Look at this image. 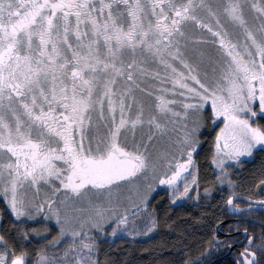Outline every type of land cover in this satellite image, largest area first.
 Listing matches in <instances>:
<instances>
[{"label": "snow or ice", "instance_id": "snow-or-ice-1", "mask_svg": "<svg viewBox=\"0 0 264 264\" xmlns=\"http://www.w3.org/2000/svg\"><path fill=\"white\" fill-rule=\"evenodd\" d=\"M248 9L264 3L0 0V198L14 217L0 221V264H102L109 236L158 227L159 186L171 206L209 198L196 156L221 118L211 163L239 208L228 162L264 153V15ZM197 40L206 47L190 57ZM148 77L157 87L141 88ZM246 238L239 264H264Z\"/></svg>", "mask_w": 264, "mask_h": 264}, {"label": "trees", "instance_id": "trees-1", "mask_svg": "<svg viewBox=\"0 0 264 264\" xmlns=\"http://www.w3.org/2000/svg\"><path fill=\"white\" fill-rule=\"evenodd\" d=\"M201 139L202 147L198 149L199 155L196 156L199 165V190L203 197V190L207 187L212 195L207 199L202 198L199 202L186 201L176 206L169 205L164 196L152 201L151 207L159 211L155 234L137 242L118 241L111 245L102 244V264L109 260L113 264H185L189 260L193 264L196 261H199V264H207L211 260L215 252V227L225 220L227 214V192L214 185L215 176L210 165L211 137L207 134ZM260 178L264 179V153L257 151L252 161L241 164L240 176L232 177L238 185L236 191L251 198L264 196L259 186ZM212 264L232 263L227 258Z\"/></svg>", "mask_w": 264, "mask_h": 264}, {"label": "rangeland", "instance_id": "rangeland-1", "mask_svg": "<svg viewBox=\"0 0 264 264\" xmlns=\"http://www.w3.org/2000/svg\"><path fill=\"white\" fill-rule=\"evenodd\" d=\"M256 3L257 5H261L262 3H264V0H248V3ZM248 16L249 18H251L252 16H258V15H264V14H260L257 13L256 9H248ZM257 24L259 23V20L255 21ZM205 38H207L208 36H210V34L205 32ZM202 47H206V45H202L198 40L197 41H193L190 43L189 48H190V57L192 54H198V51L202 48ZM218 47V45L216 46ZM213 52H215V47L212 49ZM215 59V56L213 57ZM153 68L155 69V66H153ZM161 73L163 74V70L160 69ZM202 72H207L209 77H211L213 75V68L211 65H208L207 62H205V67L202 68ZM153 87H157V85L154 84L153 80L151 77H148L147 79L144 80V82L141 84V88H148L149 90H151V88ZM157 94L158 91H157ZM136 95L138 97H141L145 100H147L149 103L152 102L151 99H149L148 95L145 93H142L140 91H137ZM170 100L175 99V97H172L171 95L168 97ZM177 111H179V109H177ZM262 122V121H261ZM264 123V121H263ZM223 126V120L221 118L220 121L217 122V126L215 127V130H213L212 126H208L204 129H202L203 135L201 136L202 138L204 136H206L207 134L211 137L212 140V152L214 151V141H215V135L216 133L219 131V127ZM171 129V125H169V130ZM146 131V129H145ZM201 143H202V139H201ZM168 144V139H167V135L164 136H160L158 139L155 140L154 142V147L150 148L149 150L154 152V153H158L159 151L163 150ZM256 151L253 152L252 156H243L240 159V163H236L235 161H229L228 163L231 165H234L233 167L229 168L230 173L232 174V177H239L240 176V166L242 163L244 162H250L253 159L254 153ZM211 162V160H210ZM212 170L214 172V176L216 177L218 175V170L215 169L214 165L212 163H210ZM151 174V172L149 171V175ZM214 177V179H215ZM189 179H191V177H189ZM213 182V180H212ZM139 185H143L144 181L143 179L140 181L136 182ZM215 183V181H214ZM215 187H217V184H214ZM218 188L220 189V187L218 186ZM225 191L227 192V190L225 189ZM159 192V194H157ZM157 194V195H156ZM42 195V193H41ZM194 195V193H193ZM156 196V197H155ZM166 197L167 202L169 205H171V201H170V197H171V191L170 189L167 188V186H159L153 193H152V201L154 200H158L160 199V197ZM159 197V198H157ZM186 201H190L192 203L196 202L195 200H180L177 201V205L183 204ZM81 207H85L87 208V204H83L80 205ZM0 221L3 222V226H7V227H11V222L14 220V217L12 216V214L10 213V211L7 209L6 203L4 201V199L0 198ZM143 215V214H142ZM28 227H33L35 225H27ZM137 229L139 230V225L137 226ZM130 230V229H129ZM109 233L111 232V229L108 230ZM55 231L52 232V235H55ZM155 234V230L151 233H148L147 235H138V236H131L128 234V232H124L122 234V238H112L111 236H109L107 242L105 243L106 245H111L114 242H118V241H126V242H137V241H141V240H146L148 238H150L152 235ZM51 237H49L50 239ZM44 241H36V240H32V244L33 246H37L38 244H43Z\"/></svg>", "mask_w": 264, "mask_h": 264}, {"label": "flooded vegetation", "instance_id": "flooded-vegetation-1", "mask_svg": "<svg viewBox=\"0 0 264 264\" xmlns=\"http://www.w3.org/2000/svg\"><path fill=\"white\" fill-rule=\"evenodd\" d=\"M261 179L263 178H260L259 181ZM157 194H159V192ZM241 196L249 199L250 201L264 203V196L261 195H257L256 198L244 195ZM235 203L239 205V208H233L239 212L238 215L233 216L229 214L226 200L227 214L225 220L221 223H227L219 227V232L216 231V228L221 223L215 227V236L213 237V249H215V252L207 264L227 258L232 264H239V254L249 244V241L246 238L247 236L253 237V247L251 248V251H255L257 253L255 259L257 261L264 260V256H262L259 249L261 240L264 238L262 237V233H264V204H252L241 200H237ZM245 224H249L250 226L246 227ZM245 229H247V232H245ZM225 240H234L236 243H231L230 246H226L223 244V241ZM217 241H219V243Z\"/></svg>", "mask_w": 264, "mask_h": 264}, {"label": "water", "instance_id": "water-1", "mask_svg": "<svg viewBox=\"0 0 264 264\" xmlns=\"http://www.w3.org/2000/svg\"><path fill=\"white\" fill-rule=\"evenodd\" d=\"M241 201H245V202H250V203H252V204H264V203H260V202H255V201H250L249 199H246V198H243V199H240ZM227 209H228V211H229V214L230 215H233V216H235V215H238V210H236V209H234L232 206H230V205H228L227 204ZM227 222H223V223H221L217 228H216V231L217 232H219V227L220 226H222V225H225ZM229 253V252H228ZM227 253V254H228ZM226 254V255H227ZM219 259H221V258H219ZM218 259V260H219ZM213 262H211V264H212Z\"/></svg>", "mask_w": 264, "mask_h": 264}]
</instances>
